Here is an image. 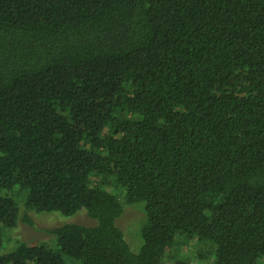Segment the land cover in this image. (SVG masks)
Returning <instances> with one entry per match:
<instances>
[{
    "label": "trees",
    "instance_id": "trees-1",
    "mask_svg": "<svg viewBox=\"0 0 264 264\" xmlns=\"http://www.w3.org/2000/svg\"><path fill=\"white\" fill-rule=\"evenodd\" d=\"M20 205L93 224L0 264H264V0H0V244Z\"/></svg>",
    "mask_w": 264,
    "mask_h": 264
},
{
    "label": "rangeland",
    "instance_id": "rangeland-1",
    "mask_svg": "<svg viewBox=\"0 0 264 264\" xmlns=\"http://www.w3.org/2000/svg\"><path fill=\"white\" fill-rule=\"evenodd\" d=\"M26 214L31 221V225L22 221V216ZM20 219L14 228L5 229L2 236V243L0 244V253H6L14 249L18 241H23L28 245L41 243L50 248H55V239L45 230L59 226L63 223L74 222L80 224L90 225L93 224L85 210L81 209L72 216H64L58 212H34L27 211L20 205L19 210ZM144 218L141 204L125 205L123 213L116 220V225L122 230L124 238L127 241L129 248L132 252H137L141 244V237L139 234L140 224ZM179 241L181 237H177ZM174 248L170 252L172 255L177 256H191L193 250L197 248V244L193 242L188 248L181 249L180 246ZM167 258L163 260L162 264H167ZM196 264H214L211 257H206L201 262L193 260ZM73 264V263H71Z\"/></svg>",
    "mask_w": 264,
    "mask_h": 264
}]
</instances>
